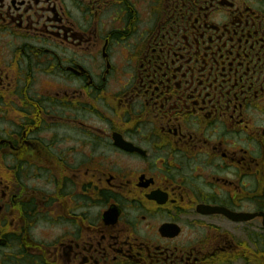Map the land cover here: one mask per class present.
I'll list each match as a JSON object with an SVG mask.
<instances>
[{
    "label": "flooded vegetation",
    "instance_id": "flooded-vegetation-1",
    "mask_svg": "<svg viewBox=\"0 0 264 264\" xmlns=\"http://www.w3.org/2000/svg\"><path fill=\"white\" fill-rule=\"evenodd\" d=\"M0 264H264V0H0Z\"/></svg>",
    "mask_w": 264,
    "mask_h": 264
},
{
    "label": "rangeland",
    "instance_id": "rangeland-1",
    "mask_svg": "<svg viewBox=\"0 0 264 264\" xmlns=\"http://www.w3.org/2000/svg\"><path fill=\"white\" fill-rule=\"evenodd\" d=\"M85 26H86V24H85ZM121 48L122 47L115 48V49L116 50H119ZM37 76H38V78H35L36 79V87H35V90L34 91L37 92L38 95L43 96V94L41 92V88L43 87V83H50V82L48 80H42L43 79V76L41 74H38ZM53 79H56V78H53ZM56 81L59 82L58 80H56ZM53 83L56 84L55 82H53ZM60 83H61V80H60V82L58 84H60ZM4 125L6 127H8L7 126V123H4Z\"/></svg>",
    "mask_w": 264,
    "mask_h": 264
}]
</instances>
